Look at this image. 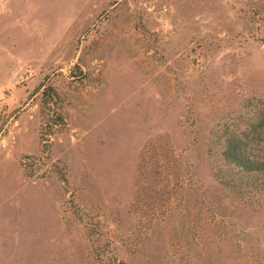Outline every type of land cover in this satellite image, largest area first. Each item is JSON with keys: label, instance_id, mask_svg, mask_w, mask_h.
<instances>
[{"label": "rangeland", "instance_id": "obj_1", "mask_svg": "<svg viewBox=\"0 0 264 264\" xmlns=\"http://www.w3.org/2000/svg\"><path fill=\"white\" fill-rule=\"evenodd\" d=\"M232 128L264 153V0H0V264H264Z\"/></svg>", "mask_w": 264, "mask_h": 264}, {"label": "trees", "instance_id": "obj_2", "mask_svg": "<svg viewBox=\"0 0 264 264\" xmlns=\"http://www.w3.org/2000/svg\"><path fill=\"white\" fill-rule=\"evenodd\" d=\"M57 98L56 93L50 85L41 89L40 102L45 104L47 108ZM58 119L60 118L56 117L54 120L57 121ZM218 149L211 168V174L218 183L241 193L243 190L251 188L249 187L251 184L248 182L254 180L253 177L256 174L259 173L264 178V153L259 155L258 153L251 152L239 130L235 128L230 130L225 129L221 135ZM105 260L104 264H124L111 255L106 256Z\"/></svg>", "mask_w": 264, "mask_h": 264}]
</instances>
